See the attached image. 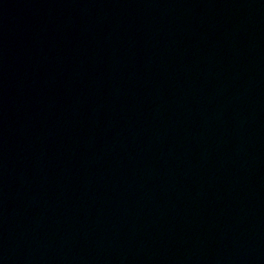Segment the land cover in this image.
<instances>
[{"label":"water","instance_id":"obj_1","mask_svg":"<svg viewBox=\"0 0 264 264\" xmlns=\"http://www.w3.org/2000/svg\"><path fill=\"white\" fill-rule=\"evenodd\" d=\"M0 264H264V0H0Z\"/></svg>","mask_w":264,"mask_h":264}]
</instances>
